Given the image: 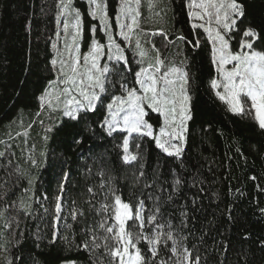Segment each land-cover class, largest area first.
Instances as JSON below:
<instances>
[{"label": "trees", "instance_id": "16d2710c", "mask_svg": "<svg viewBox=\"0 0 264 264\" xmlns=\"http://www.w3.org/2000/svg\"><path fill=\"white\" fill-rule=\"evenodd\" d=\"M105 2L112 37L131 62L132 71L126 73L131 85L141 58L133 41L116 35L118 0ZM190 2L141 0L138 7L145 33L162 29L168 36V40L161 35L140 38L149 53L144 66L156 55L146 42L151 39L167 65L188 73L192 115L180 159L165 156L144 138L141 169L140 161L126 165L120 159L123 134L108 136L102 127L110 97L105 96L104 105L98 104L95 112H81L76 120L41 105L42 95L56 81L52 60L61 19L58 0H0V264H94V252L76 246L90 240L84 229L97 227L103 218L100 206L109 177L124 202H145L146 215L160 197L163 220L187 237L184 243L200 256V264H264V132L252 116L229 112L217 98L211 87V80L217 78L212 44L203 28H192ZM240 2L246 16L238 23L257 31L261 38L254 47L264 51V0ZM72 6L81 12V55L88 52L93 38L107 45L99 27L90 31L98 22L88 15L87 1L72 0ZM228 35L238 50L237 33ZM197 41L199 47H193ZM112 91L121 94L118 84ZM147 111L145 118L158 129L160 117ZM130 151L137 150L130 145ZM176 178L181 184L172 191ZM101 183L106 185L103 190ZM23 206H30L27 214ZM74 209L83 212L76 220L71 215ZM132 225L129 221L131 230H140ZM137 247L150 257L144 241ZM96 251L101 254V249ZM161 255L164 260L174 259L165 250Z\"/></svg>", "mask_w": 264, "mask_h": 264}, {"label": "snow or ice", "instance_id": "6c2138e0", "mask_svg": "<svg viewBox=\"0 0 264 264\" xmlns=\"http://www.w3.org/2000/svg\"><path fill=\"white\" fill-rule=\"evenodd\" d=\"M140 2L141 0H118L114 16L115 26L120 29L116 35L126 42H130L134 35L137 37L136 54L141 58V66L134 72L135 79L130 85L126 73L132 71L131 62L112 37L111 18L105 0H87V4L88 15L98 22L92 25L90 31L95 33L99 27L108 38V43L105 46L93 38L88 52L83 55L78 43V38H82L81 12L72 6V0H60L58 7L65 16L63 31L67 53V59L60 61L58 70V82L63 87L54 97L46 90L41 102L43 104L48 97L47 106L50 110H56L62 103L63 114L76 120L81 112H95L98 104L104 105L105 96L110 97L106 103L107 113L102 127L108 136H113V133L123 134L119 137L122 140L119 145L122 152L120 159L126 165L140 161V168L143 169L140 150L144 138L153 141L155 148L165 156L180 159L184 151L188 121L192 119V115L188 73L181 67L167 65L151 39L146 42L152 44L156 55L144 66L149 53L142 47L140 38L161 35L168 40V36L162 29L152 33L143 31L138 11ZM133 3L136 7L132 6ZM187 6L190 9L189 19L202 22L192 23V28H203L212 44L211 62L217 78L211 80V87L213 90L223 89V92L216 91L217 98L227 106L229 112L252 116L259 129L264 132V51H258L254 47L255 42L261 38L257 31L250 26L241 28L238 23L246 16L244 5L240 0H191ZM156 14L160 15L159 12ZM233 32L239 37L238 50L231 46L232 37L228 34ZM177 39L185 38L178 36ZM55 47L53 44V48ZM193 47H199V41ZM105 57V62L101 63ZM52 64L55 66L57 61L52 60ZM117 84L121 93L119 95L112 91ZM147 110L160 117L158 130L145 118L149 115ZM46 131H51V128ZM130 145L137 151H130ZM143 175L144 172L141 171L140 176ZM138 182L139 177L135 180V183ZM180 184L181 180L176 178L172 191H177ZM105 187L104 183L100 184L102 190ZM145 187L151 185L146 183ZM88 191L92 193L93 189L89 188ZM104 195L105 201L100 206V212L103 213L101 222L97 227L89 226L84 229L89 233L90 240L85 239L76 247L89 253L103 247L105 254L110 257L109 264H149V261L151 264H200V256H194L193 251L184 243L187 237L180 235L171 222L163 220L164 201L160 197L156 198L160 203L146 215L145 202L139 200L136 205L124 202L121 195L111 187V177ZM168 199L171 200L172 197L169 196ZM28 207L30 206L22 208L26 214ZM60 211L61 197L58 196L57 220ZM71 215L76 220L83 212L74 209ZM183 215L186 214L182 213ZM129 221H133V229L138 227L140 230H131L128 227ZM99 230L103 231V236L98 234ZM55 238L54 233L52 242H55ZM140 241L147 244L146 252L151 254L150 257L137 247ZM162 250L171 252L174 259L164 260Z\"/></svg>", "mask_w": 264, "mask_h": 264}, {"label": "rangeland", "instance_id": "374dc122", "mask_svg": "<svg viewBox=\"0 0 264 264\" xmlns=\"http://www.w3.org/2000/svg\"><path fill=\"white\" fill-rule=\"evenodd\" d=\"M87 1V0H86ZM197 2H199V0H197ZM58 3L60 4V0H58ZM133 7H136L135 3H133L132 5ZM192 11H199L198 9H192ZM60 15H61V19H60V22H59V27H58V33H59V36L56 35L55 38H54V41H53V44L56 45L55 48H53L54 50V53H55V56H54V59L57 61V64L54 66L53 64V69L55 71V74H56V81L53 82L52 84H50V86L46 89L50 96H55L56 95V92L63 87V85H61L58 81L60 79L59 77V67H60V61L62 59H67V53L65 51V41H66V38L64 36V31H63V22L65 20V16L61 14V9H60ZM192 23H197V24H200L202 23L201 21H197V20H192ZM213 27H215V25H213ZM71 31V29H70ZM120 31V29L118 28V32ZM208 36V35H207ZM136 36L134 35L132 40L134 43L136 41ZM70 42V41H68ZM78 43L80 45V38H78ZM142 45V43H141ZM106 46V45H105ZM142 47L144 48V46L142 45ZM145 50V48H144ZM53 59V60H54ZM105 58H103L101 60V63L105 62ZM216 91H220V92H223V89L220 88V89H216ZM46 92V91H45ZM45 92L42 96L45 95ZM47 100H48V97L45 98V101L41 102V105L45 107V109H49L48 106H47ZM50 110V109H49ZM57 110H61L63 112V104L61 103L60 106L56 109V110H53V111H57ZM52 111V110H51ZM158 130V129H157ZM61 212V211H60ZM112 223V221H111ZM103 233V232H102ZM101 236L104 235L103 234H99ZM101 249V254L97 253V251L94 252V264H104V261H106L108 264H109V259L110 257H108L106 254H105V249L103 247L100 248ZM1 255L2 257H7L6 254L4 252H1ZM102 255L104 257H102ZM69 262L71 261H66V262H62L61 264H69ZM72 264H74V262H72Z\"/></svg>", "mask_w": 264, "mask_h": 264}]
</instances>
